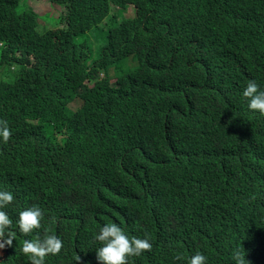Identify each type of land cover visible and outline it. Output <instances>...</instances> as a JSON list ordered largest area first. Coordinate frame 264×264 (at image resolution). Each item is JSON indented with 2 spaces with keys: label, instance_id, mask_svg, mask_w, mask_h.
<instances>
[{
  "label": "trees",
  "instance_id": "1",
  "mask_svg": "<svg viewBox=\"0 0 264 264\" xmlns=\"http://www.w3.org/2000/svg\"><path fill=\"white\" fill-rule=\"evenodd\" d=\"M51 1L64 8L52 32L0 0V120L12 132L0 191L14 196L15 233L0 264H30L22 244L45 229L63 242L45 264H99L106 223L150 237L128 264L264 251L244 211L264 208V114L243 96L252 80L264 91V0ZM33 206L42 227L25 236L16 222Z\"/></svg>",
  "mask_w": 264,
  "mask_h": 264
},
{
  "label": "clouds",
  "instance_id": "2",
  "mask_svg": "<svg viewBox=\"0 0 264 264\" xmlns=\"http://www.w3.org/2000/svg\"><path fill=\"white\" fill-rule=\"evenodd\" d=\"M55 28H51L48 31L52 32ZM80 96L83 95L80 94ZM80 96H77L73 103L76 107L82 103ZM243 96L247 98L250 110L259 111L261 114H264V91L260 90L255 80L247 84L243 91ZM11 136L12 132L8 126V122L0 120V137H2L3 143H8ZM13 200L14 196L10 191H0V249L12 247L15 240V233L11 231L13 221L5 210L7 205L12 203ZM244 211L252 216V220L257 221L249 228L247 239L252 244H258L264 237V208L259 206L255 209ZM241 212L233 213V215L237 217ZM43 217V210L40 207L33 206L21 211L16 223L20 232L25 236H29L34 230L41 229ZM255 238H259V240L255 241ZM94 239L101 245L95 249L96 259L99 264H128L129 257L140 256L146 251H152L153 248V243L147 233H145L144 238L129 237L116 223H106L99 229ZM62 248V239L45 229V234L42 237L37 235L33 239H25L20 251L28 257L30 264H45L47 256L59 254ZM257 250L261 249L254 248L248 253L235 251L233 258L229 259H232L234 264H264V251H260L256 255L255 251ZM174 259L182 261L184 257L178 254ZM229 259H222L221 264H228ZM80 261L81 257L77 255L75 257V264H79ZM189 264H207V257L197 251L190 257Z\"/></svg>",
  "mask_w": 264,
  "mask_h": 264
},
{
  "label": "rangeland",
  "instance_id": "3",
  "mask_svg": "<svg viewBox=\"0 0 264 264\" xmlns=\"http://www.w3.org/2000/svg\"><path fill=\"white\" fill-rule=\"evenodd\" d=\"M20 8L24 9L28 7L35 11L39 15V29L50 30L51 28H55V24L60 19V16L64 12V8L61 5H57L56 2L51 0H20ZM121 6H112V13L118 12ZM136 15V9L134 5H130L125 12L122 13L124 17L133 18ZM2 43H0V48Z\"/></svg>",
  "mask_w": 264,
  "mask_h": 264
},
{
  "label": "bare ground",
  "instance_id": "4",
  "mask_svg": "<svg viewBox=\"0 0 264 264\" xmlns=\"http://www.w3.org/2000/svg\"><path fill=\"white\" fill-rule=\"evenodd\" d=\"M125 68V67H124Z\"/></svg>",
  "mask_w": 264,
  "mask_h": 264
}]
</instances>
